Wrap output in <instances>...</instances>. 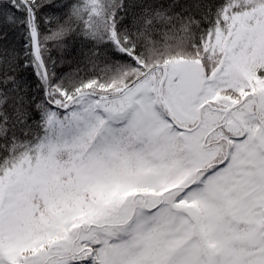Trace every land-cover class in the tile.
<instances>
[{
	"label": "snow or ice",
	"instance_id": "6c2138e0",
	"mask_svg": "<svg viewBox=\"0 0 264 264\" xmlns=\"http://www.w3.org/2000/svg\"><path fill=\"white\" fill-rule=\"evenodd\" d=\"M0 264H264V0H0Z\"/></svg>",
	"mask_w": 264,
	"mask_h": 264
},
{
	"label": "trees",
	"instance_id": "16d2710c",
	"mask_svg": "<svg viewBox=\"0 0 264 264\" xmlns=\"http://www.w3.org/2000/svg\"><path fill=\"white\" fill-rule=\"evenodd\" d=\"M58 71L67 73V72L72 71V69H68V68H60V69H58Z\"/></svg>",
	"mask_w": 264,
	"mask_h": 264
}]
</instances>
